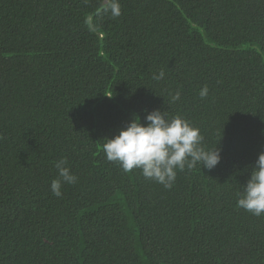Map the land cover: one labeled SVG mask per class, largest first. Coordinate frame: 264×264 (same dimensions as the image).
<instances>
[{"label": "trees", "instance_id": "trees-1", "mask_svg": "<svg viewBox=\"0 0 264 264\" xmlns=\"http://www.w3.org/2000/svg\"><path fill=\"white\" fill-rule=\"evenodd\" d=\"M111 2L0 0V264H264V214L237 207L264 151V0ZM155 109L219 164L165 188L109 162Z\"/></svg>", "mask_w": 264, "mask_h": 264}, {"label": "clouds", "instance_id": "clouds-1", "mask_svg": "<svg viewBox=\"0 0 264 264\" xmlns=\"http://www.w3.org/2000/svg\"><path fill=\"white\" fill-rule=\"evenodd\" d=\"M113 16H119L118 0H112L108 5ZM163 71L153 76L162 80ZM208 88L200 90V97L206 98ZM180 99L177 91L171 95V101ZM145 123L134 115L117 135L108 138L103 144V152L109 162H116L125 172L139 169L149 180L171 188L176 179L177 170L193 169L198 164L206 169H213L221 160V152L215 147L206 149L203 146L204 137L200 129L188 120L175 116L169 118L165 111L159 109L147 112ZM66 158L55 163L57 178L51 181V191L56 197L62 195V184H75L77 177L67 166ZM237 207L259 217L264 214V151L258 154L251 174L237 200Z\"/></svg>", "mask_w": 264, "mask_h": 264}]
</instances>
